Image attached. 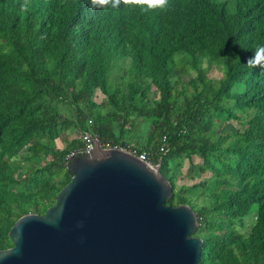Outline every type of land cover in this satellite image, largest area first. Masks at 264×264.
<instances>
[{"label": "trees", "instance_id": "trees-1", "mask_svg": "<svg viewBox=\"0 0 264 264\" xmlns=\"http://www.w3.org/2000/svg\"><path fill=\"white\" fill-rule=\"evenodd\" d=\"M23 3L0 0V249L20 216L54 204L88 132L159 163L166 203L197 215L200 264H264V68L246 66L264 46V0H169L148 13ZM62 133L77 136L58 145ZM185 160L198 176L178 184Z\"/></svg>", "mask_w": 264, "mask_h": 264}, {"label": "water", "instance_id": "water-1", "mask_svg": "<svg viewBox=\"0 0 264 264\" xmlns=\"http://www.w3.org/2000/svg\"><path fill=\"white\" fill-rule=\"evenodd\" d=\"M67 172L52 206L14 222L0 264H200L197 215L166 203L172 187L159 166L97 146Z\"/></svg>", "mask_w": 264, "mask_h": 264}, {"label": "clouds", "instance_id": "clouds-1", "mask_svg": "<svg viewBox=\"0 0 264 264\" xmlns=\"http://www.w3.org/2000/svg\"><path fill=\"white\" fill-rule=\"evenodd\" d=\"M121 5L126 7H139L144 13L157 9L166 11L170 7L169 0H90L89 7L92 9L109 7L119 9ZM28 7L29 0H24V3L21 4V9L27 11ZM246 66L249 68H264V46H258L254 50V55L248 59Z\"/></svg>", "mask_w": 264, "mask_h": 264}, {"label": "rangeland", "instance_id": "rangeland-1", "mask_svg": "<svg viewBox=\"0 0 264 264\" xmlns=\"http://www.w3.org/2000/svg\"><path fill=\"white\" fill-rule=\"evenodd\" d=\"M115 69L111 70L109 72V82H114V75L115 74ZM221 68L219 66H213V65H210L209 68H208V76L210 78H212L213 80H217L218 78H220L221 76ZM150 94H149V98L152 97L154 95V88L151 87V90H150ZM94 99L96 100V102H100L102 99H103V95L97 90L95 91L94 93ZM217 126V125H216ZM219 126V125H218ZM217 126V127H218ZM238 125L236 124V122H231V123H228L225 125V123L222 125V127L219 126V130L224 132V131H228V130H232L234 129L235 127H237ZM77 134L75 133H71V134H60V136L57 138V143L58 145H63L64 144V139H71L73 137H76ZM196 161V159H194ZM30 167V162L27 161V162H24L23 163V170H20L17 172L16 176L17 177H22L23 173H24V169H28ZM190 166H188V163L187 161L185 160L183 162V165L181 166V168H179L177 170V175L179 176L178 180H177V183L180 184V183H190L191 180L188 179L187 177H184V176H187L189 174H192L194 176H198V172H197V169L196 167H192L189 168Z\"/></svg>", "mask_w": 264, "mask_h": 264}, {"label": "built area", "instance_id": "built-area-1", "mask_svg": "<svg viewBox=\"0 0 264 264\" xmlns=\"http://www.w3.org/2000/svg\"><path fill=\"white\" fill-rule=\"evenodd\" d=\"M80 140H81V145H79L77 148L70 151L69 154L67 155L68 161H70V159L74 156H77V155L82 156V155L89 154L95 147L99 146L103 149H119V150L136 155L139 159L146 162L151 167L159 166L158 162L152 161L149 158V155L146 151L138 152L134 148L132 143L122 144V143H112L110 141H103V140H100L97 136L91 135L88 132H82L80 134ZM159 149L163 151L162 146Z\"/></svg>", "mask_w": 264, "mask_h": 264}]
</instances>
